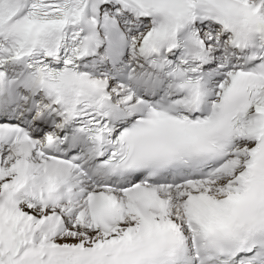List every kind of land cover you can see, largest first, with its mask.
I'll use <instances>...</instances> for the list:
<instances>
[{
  "label": "snow or ice",
  "instance_id": "obj_1",
  "mask_svg": "<svg viewBox=\"0 0 264 264\" xmlns=\"http://www.w3.org/2000/svg\"><path fill=\"white\" fill-rule=\"evenodd\" d=\"M0 264H264V0H0Z\"/></svg>",
  "mask_w": 264,
  "mask_h": 264
}]
</instances>
